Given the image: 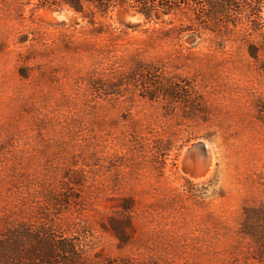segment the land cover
I'll return each mask as SVG.
<instances>
[{
	"label": "rangeland",
	"instance_id": "obj_1",
	"mask_svg": "<svg viewBox=\"0 0 264 264\" xmlns=\"http://www.w3.org/2000/svg\"><path fill=\"white\" fill-rule=\"evenodd\" d=\"M51 10L67 19L52 20ZM121 10L138 13L123 6L93 24L67 7L0 2V235L28 223L77 238L91 254L135 262L264 264L239 234L244 208L264 201V73L237 35L223 43L194 31L168 39L161 30L190 25L183 13L141 14L128 26ZM134 60L161 62L168 76L193 81L209 122L110 88ZM158 140L175 145L165 167ZM203 140L216 160L197 181L180 158ZM125 200L134 205L133 228L120 251L103 227Z\"/></svg>",
	"mask_w": 264,
	"mask_h": 264
},
{
	"label": "trees",
	"instance_id": "obj_2",
	"mask_svg": "<svg viewBox=\"0 0 264 264\" xmlns=\"http://www.w3.org/2000/svg\"><path fill=\"white\" fill-rule=\"evenodd\" d=\"M7 0H0L5 2ZM30 5L67 7L91 18L95 24L97 15L108 16L115 9L130 6L147 20L154 16H177L183 13L190 25L161 30L166 38L174 33L180 37L194 31L210 33L215 40L225 42L237 35L244 42L251 63L264 73V0H17ZM192 13V14H191ZM170 24H174L170 22ZM104 31L97 30V33ZM163 63L134 60L132 69L109 81L108 86L118 94L134 91L151 101L162 99L169 114L181 107L187 120L201 119L208 123L210 112L204 96L193 81L168 76ZM92 81L96 79L92 77ZM107 86V85H106ZM105 86V87H106ZM124 89V91H122ZM258 120L264 124V101L258 103ZM207 138H210L209 136ZM138 142L137 140H135ZM175 145L172 141L158 140L154 150L157 160L164 167ZM158 162V161H157ZM84 178V176L82 175ZM75 184H78L77 182ZM58 202V201H57ZM134 205L125 200L120 213L111 216L103 229L118 240V248L124 251L130 245L129 232L133 228ZM239 234L248 240L254 256L264 262V201L244 208ZM0 264H170L158 260L135 262L131 256L112 257L98 251L91 254L73 237H66L48 227L36 228L25 223L8 228L0 235Z\"/></svg>",
	"mask_w": 264,
	"mask_h": 264
},
{
	"label": "bare ground",
	"instance_id": "obj_3",
	"mask_svg": "<svg viewBox=\"0 0 264 264\" xmlns=\"http://www.w3.org/2000/svg\"><path fill=\"white\" fill-rule=\"evenodd\" d=\"M45 15L48 17L50 16L47 12H45ZM49 18H51V17H49ZM200 143H203L206 146V148H207L206 154L202 153L200 155V154L193 153L191 155V157H189V160H187L188 149L189 148L191 149V147L193 145H197ZM200 143L196 142V144L190 145L185 151H183V155L180 158L181 159L180 164L183 165V167L184 166L186 167L185 163H188L189 165H191L193 167V174H191L190 177L193 180H197V181L205 179L206 177H208L212 173L214 165H215V160H216L212 146L208 142H204V140H203V142H200ZM203 160L208 162L207 166H205V165H203V163H201V161H203ZM191 172H192V170H191Z\"/></svg>",
	"mask_w": 264,
	"mask_h": 264
},
{
	"label": "water",
	"instance_id": "obj_4",
	"mask_svg": "<svg viewBox=\"0 0 264 264\" xmlns=\"http://www.w3.org/2000/svg\"><path fill=\"white\" fill-rule=\"evenodd\" d=\"M47 13L50 15L49 17H51V19L54 21L67 19V16L65 15V13L58 11V10L47 11ZM119 19L124 24L128 26H132L141 21V14L133 13L129 10H121L119 12ZM206 152H207V148L203 143L193 145L191 149L190 148L188 149L187 159L189 160V157H191L193 153L201 155L202 153L206 154ZM201 163H203V165L205 166L208 165V162H206L205 160L201 161Z\"/></svg>",
	"mask_w": 264,
	"mask_h": 264
}]
</instances>
